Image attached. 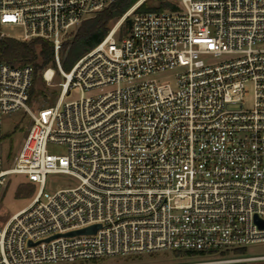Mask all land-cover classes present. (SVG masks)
<instances>
[{"label":"built area","instance_id":"1","mask_svg":"<svg viewBox=\"0 0 264 264\" xmlns=\"http://www.w3.org/2000/svg\"><path fill=\"white\" fill-rule=\"evenodd\" d=\"M114 1L0 0V34L50 42L56 70L44 80H63L55 106L32 110L33 67L0 60V139L4 116L23 111L31 122L11 166L0 159V198L13 175L40 186L0 229V264L264 243V0L138 12L141 0L65 73L67 37ZM169 72L175 88L155 79ZM50 174L78 185L46 193Z\"/></svg>","mask_w":264,"mask_h":264},{"label":"rangeland","instance_id":"2","mask_svg":"<svg viewBox=\"0 0 264 264\" xmlns=\"http://www.w3.org/2000/svg\"><path fill=\"white\" fill-rule=\"evenodd\" d=\"M171 4L180 3V0H164ZM160 0H148L147 6L158 7ZM92 19V18H91ZM89 20V19H88ZM87 21V20H86ZM119 20L111 23L110 28H113ZM127 27V26H126ZM123 26L121 32L126 28ZM79 29V28H78ZM78 29L67 37L64 45L70 43L76 35ZM21 31L16 30L11 35H20ZM63 57V55H61ZM73 68V67H72ZM71 68V69H72ZM56 70L55 66L47 67L39 73L34 85V94L31 97L29 106L32 110L39 108L53 107L56 105L60 95L59 83L63 80L57 76L51 85H48L44 80L46 70ZM70 70L63 68L65 73ZM158 84H170L175 88L176 78L174 73H166L155 77ZM79 97L78 93L73 92L70 97H67L65 102H71ZM31 126L30 118L23 111H18L10 115L4 116L2 119V137L0 139V159L5 162L6 167H10L13 159L18 155L20 148L26 138L27 132ZM49 152L53 155L62 156L66 154V147L61 145H50ZM6 188L0 198V229L6 222L20 210L27 207L33 198L37 195L40 186L30 183L26 176L13 175L9 179ZM78 185L75 178L63 174H50L46 177L44 192L53 194L56 191L74 188ZM24 186L27 190V196L17 197L18 189ZM248 256L246 258H237L228 256L226 258H207V259H187L185 257L175 258L170 252L144 254L129 257H107L93 261L78 260L72 263L60 264H232V263H259L264 262V243L252 245L247 248Z\"/></svg>","mask_w":264,"mask_h":264},{"label":"trees","instance_id":"3","mask_svg":"<svg viewBox=\"0 0 264 264\" xmlns=\"http://www.w3.org/2000/svg\"><path fill=\"white\" fill-rule=\"evenodd\" d=\"M141 0H115L112 5L98 13L92 19L83 22L76 35L70 43L64 45L62 54V67L70 70L75 63L84 55L93 50L110 31V25L115 20L121 19L133 6ZM147 1H144L138 8V12L165 10H176L174 4L160 0L158 7L147 6ZM122 35L127 33V28ZM0 60L13 66L23 67L31 66L34 69V80L31 89V97L34 94V85L39 73L47 67L55 66L53 45L45 40H33L31 42H21L13 38H9L0 34ZM27 196L26 187L21 186L18 189L17 197ZM171 253V252H170ZM175 258L185 257L187 259H207V258H226L233 256L237 258H246L248 249H238L223 253H194V252H172ZM94 263L97 260H92ZM232 264H264L259 263H232Z\"/></svg>","mask_w":264,"mask_h":264},{"label":"water","instance_id":"4","mask_svg":"<svg viewBox=\"0 0 264 264\" xmlns=\"http://www.w3.org/2000/svg\"><path fill=\"white\" fill-rule=\"evenodd\" d=\"M127 25H128V28L130 29L131 28L130 20L127 21ZM258 223L260 224V226L262 228L264 227V223L259 222V221H258ZM98 228H99L98 226H93V227H90V228H87V229H83V230H80V231H75V232H71V233L65 234V236L70 237V236L82 235V234H93V233H95L97 231Z\"/></svg>","mask_w":264,"mask_h":264},{"label":"bare ground","instance_id":"5","mask_svg":"<svg viewBox=\"0 0 264 264\" xmlns=\"http://www.w3.org/2000/svg\"><path fill=\"white\" fill-rule=\"evenodd\" d=\"M52 74H53V72L50 70L47 72L46 76L48 77V79H51Z\"/></svg>","mask_w":264,"mask_h":264}]
</instances>
